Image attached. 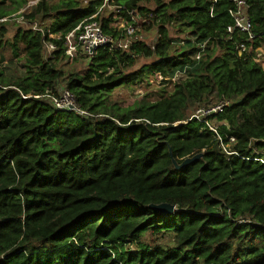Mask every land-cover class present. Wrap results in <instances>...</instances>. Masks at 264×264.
<instances>
[{
	"label": "trees",
	"instance_id": "trees-1",
	"mask_svg": "<svg viewBox=\"0 0 264 264\" xmlns=\"http://www.w3.org/2000/svg\"><path fill=\"white\" fill-rule=\"evenodd\" d=\"M29 1L0 0V20L8 19L0 49L25 54V75L0 71V264H264V68L254 61L264 38L228 34L233 2L154 0L149 9V0H116L152 15L155 47L136 40L125 52L100 49L80 73L63 68V37L102 0H40L12 17ZM246 1L253 32L264 34V0ZM98 19L117 35L112 14ZM174 25L190 30L181 49ZM46 42L56 45L49 59ZM139 58L156 60L128 72ZM147 72L165 84L185 78L155 101L110 102ZM62 81L82 108L104 117L91 122L34 97ZM223 99L230 104L210 118L215 131L189 120L193 105ZM169 147L178 164L204 157L177 171ZM165 203L178 212L150 207Z\"/></svg>",
	"mask_w": 264,
	"mask_h": 264
},
{
	"label": "built area",
	"instance_id": "built-area-1",
	"mask_svg": "<svg viewBox=\"0 0 264 264\" xmlns=\"http://www.w3.org/2000/svg\"><path fill=\"white\" fill-rule=\"evenodd\" d=\"M88 0L87 3H89ZM214 3L217 0H213ZM234 4V9L229 10V14L233 20V25L227 28L228 34H233L236 30L241 33L247 34L250 41L257 40L258 38H264V34L257 35L253 32V24L248 16L249 5L246 0H231ZM40 0H30L25 9H22L18 14L12 16L16 17L24 13L27 9H33ZM102 6L98 12L91 18L82 22L75 30L64 36V45L66 48L65 54L69 57V60L78 58L79 55L84 56L86 59H92L100 49L109 50H121L123 52L128 51L134 41L138 40V33L142 32L144 25H150L149 19L152 15L140 14L135 10H130L125 6L117 5L116 0H102ZM112 8V24L111 27L117 32L116 36L107 34L98 16L105 15L108 9ZM213 13V10H212ZM8 19H2L1 22H5ZM157 29V27H155ZM157 36L153 44L150 47L154 48L155 43L158 40V29L156 30ZM51 39L61 38V36L50 34ZM143 42V41H141ZM184 45V42H181ZM200 51L195 54V59L200 60L204 56L206 44L199 46ZM56 50V45L52 42H46L44 46V55L46 59L52 58L53 52ZM245 51V46L242 45L239 48V56H242ZM254 61L260 64L264 68V45L255 49ZM185 78V73H178L171 79L173 86L179 84ZM27 98L26 96H23ZM28 97H32L29 95ZM36 99H44L55 110L73 111L80 117L94 122L101 119L104 116L95 115L90 111L82 108L76 96L65 86L56 87V92L49 91L44 96H34ZM230 104L228 100H219L210 106L198 107L191 115L189 120L196 119L201 123L215 131V125L213 116L219 115L224 112L225 108ZM234 141V139H232ZM264 163V161H263Z\"/></svg>",
	"mask_w": 264,
	"mask_h": 264
},
{
	"label": "rangeland",
	"instance_id": "rangeland-1",
	"mask_svg": "<svg viewBox=\"0 0 264 264\" xmlns=\"http://www.w3.org/2000/svg\"><path fill=\"white\" fill-rule=\"evenodd\" d=\"M50 2H53L55 0H49ZM87 4L88 0H84ZM164 3H167L171 0H161ZM144 6H146L149 9H154L155 2L154 0H149L144 3ZM112 8L108 9L105 13V16L111 14ZM21 21V19L19 20ZM180 29L184 31V33H179ZM156 28L152 30H148V26L144 27L143 31L138 33L137 38L144 43L151 45L156 39L157 32ZM13 29L10 31L9 39L13 36ZM190 30L186 28H181L179 25H174L170 28V35L175 40H178L176 42H182L186 41L187 39H190ZM176 44L174 47L176 49H181L179 47L183 46V44ZM184 47V46H183ZM25 54L22 52L19 55V58L14 57V53L11 50L9 46H5L4 48L0 49V71H3L4 75L8 78H16L19 76L25 75V69H24V62H25ZM156 58H139L136 65L129 69L128 72H133L135 70L140 69L144 65L150 64L154 62ZM88 59H86L84 56L79 55L78 58L74 60L66 59L63 62V68L66 71H72V72H80L84 73L87 69V63ZM61 86H66L67 81L60 82ZM173 91V84L172 83H164L163 80H156L153 75H151L149 72L146 73L143 80H137L135 84H133L131 87H120L114 91L110 95V102L114 104H118L120 106H128L133 105L136 102H139L143 99L145 100H158L162 96H167ZM199 105H193L191 108V113H193ZM214 125L217 123V120L214 119L213 121ZM149 238V237H147ZM170 239L167 237L164 241L157 240V244H164L168 243ZM132 248H135L133 246Z\"/></svg>",
	"mask_w": 264,
	"mask_h": 264
},
{
	"label": "water",
	"instance_id": "water-1",
	"mask_svg": "<svg viewBox=\"0 0 264 264\" xmlns=\"http://www.w3.org/2000/svg\"><path fill=\"white\" fill-rule=\"evenodd\" d=\"M169 153L172 157L173 164H174L175 169L177 171H181V170L187 168L188 166L196 163L197 161L201 160L204 157V154L200 153V154L195 155L192 158H187L181 164H178L177 161L173 157V152H172L171 147H169ZM150 207L152 209H154L155 211H158L159 213H164V214H168V215H174L176 212H178V210L176 209L175 206L170 205V204H166V203L160 204V205H151Z\"/></svg>",
	"mask_w": 264,
	"mask_h": 264
}]
</instances>
